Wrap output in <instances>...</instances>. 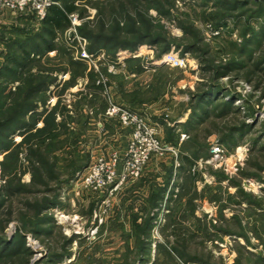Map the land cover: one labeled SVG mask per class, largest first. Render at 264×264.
Returning <instances> with one entry per match:
<instances>
[{
	"label": "rangeland",
	"instance_id": "obj_1",
	"mask_svg": "<svg viewBox=\"0 0 264 264\" xmlns=\"http://www.w3.org/2000/svg\"><path fill=\"white\" fill-rule=\"evenodd\" d=\"M120 1L103 5L83 1L81 12L74 14L77 18H71V26L60 36L67 53L52 51L39 64H33L37 69L44 68L51 75L59 76L60 82L58 86L50 85L47 110L38 126L44 125L45 116L55 106L59 107L57 121L67 119L68 115L75 121L67 131H60L54 142L58 149L51 152V148V153L48 149L38 151L50 162L58 155L60 166L54 178L46 177L41 185L33 184L27 150L20 153L21 182L33 191L24 199L38 204L42 198L54 197L60 191L61 200L59 206L47 211L54 217L52 235L36 238L25 233L27 245L34 252L31 264L46 257L50 250L62 252L64 249L71 254L62 264H139L145 241L149 252L144 264L150 261L151 264H264L258 262V257L264 256V75L255 72V59L249 62L246 71L234 70L229 76L214 78L218 65L235 56L233 44L243 40L247 25L259 31L261 42L257 50L264 53V34H261L264 17L233 16L234 12L223 8L222 2L234 0H175L173 8L163 6L172 10L170 15L160 13L164 10H158L159 5L148 1L144 7L154 31L180 43L181 48L174 44L161 57L158 55L162 44L147 42L135 50L118 49L114 58L105 48L90 52V40L81 33L80 27L98 31L99 9L112 17L111 11H118ZM251 6L252 13L261 10L258 5ZM223 20L225 25L216 28ZM39 21L10 11L0 16V66L8 46L20 36L15 30L36 31ZM195 34L201 40L196 41ZM115 35L118 39L126 37L124 31ZM80 39L86 40L85 47L93 55L92 59L79 58L75 47ZM193 41L198 46L183 51V45ZM70 57L87 64L84 75L73 79L72 69L68 72L59 69L68 66ZM130 58L141 59L145 71L140 74L129 71ZM163 65L166 68L156 74L155 66ZM250 70L253 73L247 72ZM212 82L236 94L239 112L222 122L213 119L198 126V130L193 128L187 132L185 126L177 124L188 120L192 94ZM19 84L16 81L11 86L15 90ZM154 93L159 94L157 99H153ZM114 107L136 112L150 124H158V136L167 146L166 150L163 154H153L141 175L118 190L83 192L78 188L79 175L99 157L122 156L129 146L132 128L112 112ZM242 118L251 123L250 133L236 138L234 144L220 143L217 127L239 125ZM172 133L177 145L168 141ZM23 138L24 135H13L15 145ZM257 140L259 143H255ZM215 143L225 149L222 159L212 157L211 148ZM204 144L207 153L194 158L192 165L183 160L184 155H192L190 147ZM6 154H0V183L4 181L1 161ZM79 160L87 167L76 171L71 178L70 166ZM164 186H167L162 193L164 197L155 199ZM17 204L13 210L18 209ZM17 217L14 213L5 229L11 239L21 231ZM149 219L153 221L154 235L148 230L142 231ZM237 219L241 220L240 225L236 224ZM65 238L73 241L63 246ZM173 247H178L188 260L172 254Z\"/></svg>",
	"mask_w": 264,
	"mask_h": 264
},
{
	"label": "trees",
	"instance_id": "obj_2",
	"mask_svg": "<svg viewBox=\"0 0 264 264\" xmlns=\"http://www.w3.org/2000/svg\"><path fill=\"white\" fill-rule=\"evenodd\" d=\"M54 1L56 3L49 7L46 17L39 21L40 27L38 30L31 31V29L25 28L15 30L20 32V36L8 46L4 62L0 66V154L7 153L1 161L2 177L4 181L6 178V181L0 183V264H31L34 252L27 245L25 233H31L36 238L52 235L54 217L49 215L47 211L61 204L58 196L60 191L56 192V194L53 193L55 194L54 197L42 198V202L38 204H33L24 199L28 193L33 191L28 190L27 186L21 182V176L18 173V168L22 166L20 153L27 150V157L31 166L30 171L33 173V184L41 185V182H44L46 177L54 178V172H58L60 166L58 155H54V159L50 162L47 157L40 155L38 151L48 149L50 152L52 148L51 152H53L58 149V147L54 146V142L59 138L60 131H67L70 123L75 121L71 115H68L67 119L57 121L59 107L55 106L45 116L44 125L42 127L38 126L43 112L47 110L45 105L49 100V87L54 84L58 86L60 82L59 76L51 75L44 68L37 69L35 66L33 67V64H39L42 58L49 56L52 51L67 53L64 43L59 41L60 36L71 26L70 15L81 12L82 5L85 3L83 1H86L87 4L98 2L96 5H103L106 4L105 2L117 0ZM148 1L159 5L157 9L164 10L160 11V13L165 15H170L172 10L169 11V8L166 10L163 6L173 8L175 4V0H121L118 11L114 9L111 11L112 17H108L105 14L106 11L99 9L96 26L98 31L92 32L90 31L91 29L87 31L86 26L80 27L81 33L90 40L89 51L94 53L105 48L112 52L111 57L114 58L118 49L135 50L147 42L152 45L162 44L161 46L159 45L160 51L158 55V57H161L164 53L170 51L174 44H176L177 48H181L180 43H174L167 35L154 31L155 28L151 24L152 19L147 16V11L144 7ZM222 4V7L227 9V11L234 12L233 16L247 15L248 19L256 16L258 18L264 17V0L223 1ZM253 4L261 8L257 14L250 11ZM82 15L83 12L80 13L81 17ZM109 22L111 23L109 24ZM223 22L224 20L220 21V23L218 22L219 24H216V28L225 25ZM262 26L264 25L262 24ZM183 27L187 31L189 30L187 27ZM247 28L242 33L243 40L240 43L235 42L233 44L236 48L235 56L229 59L227 63L218 65L214 78L220 79L229 76L234 70L246 71L249 67V62H253L255 59L257 60L254 64L256 67L255 72L264 75V55L258 56V53H264L261 50H257L261 42L260 33L255 27L247 25ZM262 28L264 29V27ZM122 31L125 32L126 37L118 39L115 33L117 32L118 34ZM195 35L194 39L196 37V41L201 40V37L197 34ZM196 41L184 44L183 51L195 49L198 46ZM129 63H131L129 65V71L131 72L134 71L140 74L146 69L139 58H130ZM67 65V67L61 66L59 69L64 70V72L72 69L73 79L77 75H84L87 68L86 63L72 57L68 59ZM34 68L37 69L36 72ZM165 68L166 66L164 65L155 66L156 74L162 73ZM247 72L251 74L253 70ZM161 80L162 78L159 79V81ZM16 81H20V84L14 90L11 84ZM162 81H164V77ZM216 82H212L207 87L192 94L188 105L191 109L189 118L185 123L177 124L178 126H185L187 132L193 128L198 130V126L204 125L208 121L217 119L222 122L223 119H228L230 115L233 116L239 112L238 106L235 104L236 94ZM154 88L158 87L154 86ZM158 97L159 94L154 93L153 99ZM41 106L44 107L43 111H39ZM246 117L247 115H244L245 119ZM244 118H242V122L239 125L227 124L217 127L219 128L217 131L221 135L219 142L224 145L234 144L236 138L244 137L250 133L252 125L247 123ZM172 130L174 131V129ZM15 134L24 135L23 140L17 145H15L13 139ZM197 139L198 136L195 135L194 140L196 141ZM168 141L178 144L173 133L168 138ZM255 143H259V141L257 140ZM13 145L15 147L11 149ZM9 150L10 152H8ZM207 151L208 148L205 144L203 147L194 145L190 147L192 155L186 154L182 158L186 163L192 165L194 158H199L201 155L206 154ZM80 160L78 162L74 161L72 163L74 165L70 166L71 171L68 175L71 178H73V174L76 171H82L87 167V164H82ZM167 186L159 189L160 194L156 195L155 199L158 197L160 200L164 197L162 193L166 191ZM15 203H18V209L13 210ZM14 213L18 215L21 231H18L11 239L5 234V229L12 220L10 218L14 216ZM149 220L151 221L147 223L146 228L142 231L148 230L151 233L154 225L152 219ZM236 224L240 225L241 220L237 219ZM65 241L63 246L72 242L73 239L68 238ZM147 243L148 241H145L143 244V255L140 259V264H143L147 259L146 254L149 252ZM70 254L66 249L62 252L50 250L46 257L34 264H62ZM172 254L180 259L188 260L186 254L181 252L178 247L172 248ZM258 262L264 263V256H259Z\"/></svg>",
	"mask_w": 264,
	"mask_h": 264
},
{
	"label": "built area",
	"instance_id": "obj_3",
	"mask_svg": "<svg viewBox=\"0 0 264 264\" xmlns=\"http://www.w3.org/2000/svg\"><path fill=\"white\" fill-rule=\"evenodd\" d=\"M55 3L54 0H0V16L10 11L18 16H34L41 21L46 17L49 7ZM70 17L77 18L74 14ZM83 40L84 42L79 40L80 48L78 45L75 47L80 54L79 58L92 59L93 55L85 47L86 40ZM112 110L113 113L119 114L125 126L132 128L129 146L122 156L113 155L110 159L99 157L92 162L77 179L78 188L83 192L118 190L128 181L141 175L153 154H163L166 150L167 146L158 136V124H150L142 115L127 109L114 107ZM224 152L225 149L220 143L212 145L211 154L215 160L222 159Z\"/></svg>",
	"mask_w": 264,
	"mask_h": 264
},
{
	"label": "crops",
	"instance_id": "obj_4",
	"mask_svg": "<svg viewBox=\"0 0 264 264\" xmlns=\"http://www.w3.org/2000/svg\"><path fill=\"white\" fill-rule=\"evenodd\" d=\"M0 24H1V23H0ZM169 185H170V184H169ZM167 191H168V190H167ZM151 235H154V234H153V230L151 231ZM149 263L151 264L152 261H150ZM139 264H140V263H139ZM143 264H144V262H143Z\"/></svg>",
	"mask_w": 264,
	"mask_h": 264
},
{
	"label": "bare ground",
	"instance_id": "obj_5",
	"mask_svg": "<svg viewBox=\"0 0 264 264\" xmlns=\"http://www.w3.org/2000/svg\"><path fill=\"white\" fill-rule=\"evenodd\" d=\"M168 58H166V60H167Z\"/></svg>",
	"mask_w": 264,
	"mask_h": 264
}]
</instances>
